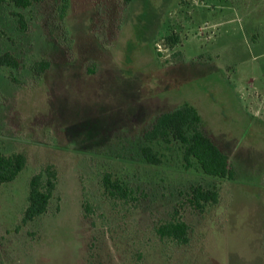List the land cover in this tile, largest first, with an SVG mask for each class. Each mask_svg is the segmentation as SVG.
<instances>
[{"label": "rangeland", "instance_id": "374dc122", "mask_svg": "<svg viewBox=\"0 0 264 264\" xmlns=\"http://www.w3.org/2000/svg\"><path fill=\"white\" fill-rule=\"evenodd\" d=\"M61 1L0 3V55L19 61L0 67V150L26 158L0 187V264H264V0H68L63 18ZM184 103L233 179L204 175L173 142L151 144L161 164L144 161L142 134ZM50 165L48 209L22 224L28 182ZM105 174L127 199L104 192ZM198 185L217 203L193 207ZM173 217L187 245L156 234Z\"/></svg>", "mask_w": 264, "mask_h": 264}, {"label": "trees", "instance_id": "16d2710c", "mask_svg": "<svg viewBox=\"0 0 264 264\" xmlns=\"http://www.w3.org/2000/svg\"><path fill=\"white\" fill-rule=\"evenodd\" d=\"M6 0H0L4 3ZM16 9H27L34 4H43L45 0H7ZM129 5L132 0H122ZM62 18L68 9V0L61 1ZM19 17V29L26 28L22 16ZM171 44L177 42V36L168 38ZM0 67L18 69V59L10 53L0 55ZM50 67L47 60L35 62L30 71L36 76H41ZM201 118L197 111L188 103L181 107L158 115L151 126L142 134L139 152L148 165L161 164L159 154L152 148L154 142L175 143L181 147L184 162L194 160L204 175L233 179L234 171L229 165L228 157L213 141L200 129ZM26 158L23 154L4 155L0 150V187L13 182L25 168ZM57 183V172L52 165L44 167L33 175L28 182V195L26 207L23 211L21 223L27 224L46 213ZM104 192L113 199H127L130 191L118 179H112L110 174L102 178ZM218 194L206 190L202 186L190 188L189 203L196 209L202 210L209 203H217ZM160 238H169L179 245L189 243L188 225L179 218H171L158 225L155 229Z\"/></svg>", "mask_w": 264, "mask_h": 264}]
</instances>
